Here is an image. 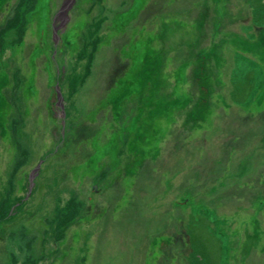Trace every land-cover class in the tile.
<instances>
[{
	"label": "rangeland",
	"instance_id": "obj_1",
	"mask_svg": "<svg viewBox=\"0 0 264 264\" xmlns=\"http://www.w3.org/2000/svg\"><path fill=\"white\" fill-rule=\"evenodd\" d=\"M0 264H264V0H0Z\"/></svg>",
	"mask_w": 264,
	"mask_h": 264
},
{
	"label": "trees",
	"instance_id": "obj_2",
	"mask_svg": "<svg viewBox=\"0 0 264 264\" xmlns=\"http://www.w3.org/2000/svg\"><path fill=\"white\" fill-rule=\"evenodd\" d=\"M120 63V62H119ZM124 63H126V62H124ZM121 64V63H120ZM121 67L123 68V69H125V65L123 64H121ZM119 70H121V69H119ZM117 71V72H115V75H114V77H115V81L114 82H111V85L110 86H112L114 83V85L113 86H115L116 85V81L118 80V79H120L122 76H123V73L121 72V71ZM124 72V71H123ZM113 78V77H112ZM147 84H149V83H147ZM112 86V87H113ZM145 86V85H144ZM150 101H152V105H153V108H154V104H155V101L153 102V100H150ZM157 101V100H156ZM158 102V104H157V107H159L160 105L163 107V104H162V101H161V104H159L160 103V101L158 100L157 101ZM156 102V103H157ZM156 107V108H157ZM156 108H154L152 111L154 112V110L156 109ZM152 112V113H153ZM162 113V112H161ZM152 116H154V115H152ZM86 131V132H85ZM96 129H95V126L93 125L92 127L90 126V125H87V126H84L83 128H80V127H75L73 130H72V138H73V140L75 141V143L77 144V145H80L81 144V142L83 141V139L84 138H86V139H89V138H93V136L96 134ZM84 133H86L85 135H84ZM83 136H85V137H83Z\"/></svg>",
	"mask_w": 264,
	"mask_h": 264
},
{
	"label": "water",
	"instance_id": "obj_3",
	"mask_svg": "<svg viewBox=\"0 0 264 264\" xmlns=\"http://www.w3.org/2000/svg\"><path fill=\"white\" fill-rule=\"evenodd\" d=\"M39 167H40V166L38 165V166L35 168V170H34V171H37V170L39 169ZM31 175H32V174H31Z\"/></svg>",
	"mask_w": 264,
	"mask_h": 264
}]
</instances>
